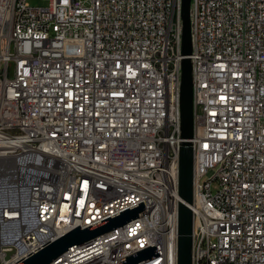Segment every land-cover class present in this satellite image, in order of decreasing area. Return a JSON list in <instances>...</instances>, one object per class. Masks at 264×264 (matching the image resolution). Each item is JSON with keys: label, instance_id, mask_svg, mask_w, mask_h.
Returning a JSON list of instances; mask_svg holds the SVG:
<instances>
[{"label": "built area", "instance_id": "1", "mask_svg": "<svg viewBox=\"0 0 264 264\" xmlns=\"http://www.w3.org/2000/svg\"><path fill=\"white\" fill-rule=\"evenodd\" d=\"M0 0V264L141 202L51 264H178L182 0ZM193 264H264V0H192Z\"/></svg>", "mask_w": 264, "mask_h": 264}, {"label": "water", "instance_id": "2", "mask_svg": "<svg viewBox=\"0 0 264 264\" xmlns=\"http://www.w3.org/2000/svg\"><path fill=\"white\" fill-rule=\"evenodd\" d=\"M192 0H182V56L181 61V138L179 158V229H178V264H193V224L194 215L192 205L194 201V151L192 139L194 137V91L193 68L190 58L193 50ZM143 202L128 208L118 214L104 219L85 229L80 226L64 236L48 242L15 264H51L65 253L69 247L83 244L100 235L124 226L129 221L146 213ZM160 255L156 246H149L120 261V264H141Z\"/></svg>", "mask_w": 264, "mask_h": 264}, {"label": "rangeland", "instance_id": "3", "mask_svg": "<svg viewBox=\"0 0 264 264\" xmlns=\"http://www.w3.org/2000/svg\"><path fill=\"white\" fill-rule=\"evenodd\" d=\"M33 7H46L48 5V0H28Z\"/></svg>", "mask_w": 264, "mask_h": 264}]
</instances>
